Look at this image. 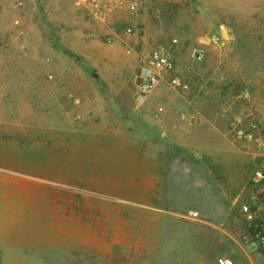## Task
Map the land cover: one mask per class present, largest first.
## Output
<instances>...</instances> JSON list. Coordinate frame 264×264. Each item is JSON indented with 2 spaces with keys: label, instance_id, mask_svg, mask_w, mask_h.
Here are the masks:
<instances>
[{
  "label": "rangeland",
  "instance_id": "1",
  "mask_svg": "<svg viewBox=\"0 0 264 264\" xmlns=\"http://www.w3.org/2000/svg\"><path fill=\"white\" fill-rule=\"evenodd\" d=\"M116 22L113 34L73 0H0V264H218L248 250L264 0H143ZM173 37L190 90L165 75L140 96V64ZM236 116L256 121L253 139L235 136Z\"/></svg>",
  "mask_w": 264,
  "mask_h": 264
},
{
  "label": "built area",
  "instance_id": "2",
  "mask_svg": "<svg viewBox=\"0 0 264 264\" xmlns=\"http://www.w3.org/2000/svg\"><path fill=\"white\" fill-rule=\"evenodd\" d=\"M143 0H73L74 5L85 9L88 16L105 25L113 34L117 29L116 19L122 12L134 11ZM132 30L130 25H125L123 32L129 34ZM178 40L176 37L170 39L168 43L157 44L139 66L136 75V84L138 94L145 96L164 80L168 75L167 83L182 92L190 90V84L175 73L176 65L174 58V46ZM193 59L201 61L204 58V51L198 47L190 50ZM162 110V107H159ZM180 117L185 119L187 116L184 112ZM232 129L237 138L251 140L254 138L256 121L248 124V129L244 128L239 117L232 120ZM251 181L259 183L264 181V164L255 167L251 173ZM241 211L248 225V232L244 236V241L253 250H262L264 252V213L260 210L259 204L255 199L244 202L241 205ZM218 264H234L229 256H220Z\"/></svg>",
  "mask_w": 264,
  "mask_h": 264
},
{
  "label": "crops",
  "instance_id": "3",
  "mask_svg": "<svg viewBox=\"0 0 264 264\" xmlns=\"http://www.w3.org/2000/svg\"><path fill=\"white\" fill-rule=\"evenodd\" d=\"M64 83V81H62ZM63 96L64 90H57L56 94L54 91H48L47 94ZM33 125H30V127ZM62 130H64L62 128ZM255 199L260 210L264 213V181L255 184V190L249 196L248 201ZM245 201V202H248ZM244 203V202H243ZM248 250L244 249L239 257L228 255L234 262V264H264V252L262 250H253L248 245Z\"/></svg>",
  "mask_w": 264,
  "mask_h": 264
},
{
  "label": "water",
  "instance_id": "4",
  "mask_svg": "<svg viewBox=\"0 0 264 264\" xmlns=\"http://www.w3.org/2000/svg\"><path fill=\"white\" fill-rule=\"evenodd\" d=\"M222 28H223V26H222ZM161 135H162V136H165V134H164V133H162Z\"/></svg>",
  "mask_w": 264,
  "mask_h": 264
}]
</instances>
